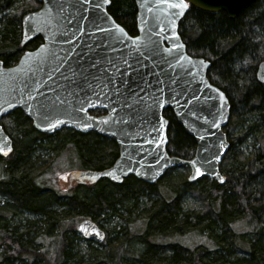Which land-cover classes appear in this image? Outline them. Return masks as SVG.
<instances>
[{"label": "trees", "instance_id": "1", "mask_svg": "<svg viewBox=\"0 0 264 264\" xmlns=\"http://www.w3.org/2000/svg\"><path fill=\"white\" fill-rule=\"evenodd\" d=\"M109 2L108 14L130 36H136L134 0ZM39 6L36 0H0L3 66L15 64L24 51L42 43L38 35L20 45L21 17ZM178 32L190 56L210 63L207 79L230 103L229 120L223 128L229 147L219 164L223 183L208 177L189 182L188 175L179 174L165 187L164 195L159 185L173 175L175 168H170L153 184L129 175L119 184L101 179L93 186L50 188L45 181L37 182L45 170L31 173L39 161L35 150L57 156L68 147H96L99 158L107 161L95 163L82 154L80 160L82 168L101 170L114 161L116 143L95 132L62 129L51 135L40 133L21 110H14L0 121L13 146L8 157H0V196L8 198L0 206V264H264V84L255 79L257 65L264 60V45L262 48L258 39L264 33V0H254L234 19L223 11L212 14L190 6L179 21ZM163 115L169 122L167 151L190 159L196 147L194 139L176 122L170 109ZM235 129H239L236 136ZM247 139L253 147L249 155L239 150ZM181 168L189 172L187 166ZM185 194L199 201V211L182 210ZM142 197L148 198L150 205L143 212L147 227L141 235L132 234L130 228L123 240L117 241V231L111 240L106 236L100 243L105 250L91 249L86 254L73 247L76 231L71 220L90 219L99 226L100 216L121 218L120 212L130 219L138 215L135 208ZM20 213L34 217L21 231L10 219ZM243 222L247 230L238 232L235 228ZM187 230L206 232L216 246L190 249L155 239ZM55 235L58 239L49 243L52 252L44 250L42 238ZM132 240L138 242V248L129 246Z\"/></svg>", "mask_w": 264, "mask_h": 264}, {"label": "water", "instance_id": "2", "mask_svg": "<svg viewBox=\"0 0 264 264\" xmlns=\"http://www.w3.org/2000/svg\"><path fill=\"white\" fill-rule=\"evenodd\" d=\"M36 1L39 8L21 17L20 45L38 35L42 43L11 66L0 61V120L19 109L37 132L72 129L115 141L118 156L111 166L68 174L78 184H119L129 175L153 184L181 166L188 167L189 182L208 177L223 183L219 164L229 147L223 128L230 103L207 79L210 63L187 53L178 24L190 6L234 19L254 0H134L136 36L108 14L109 0ZM255 79L264 84V60ZM166 109L195 141L190 159L167 151ZM12 150L0 125V157ZM75 230L86 240H104L90 219Z\"/></svg>", "mask_w": 264, "mask_h": 264}, {"label": "rangeland", "instance_id": "3", "mask_svg": "<svg viewBox=\"0 0 264 264\" xmlns=\"http://www.w3.org/2000/svg\"><path fill=\"white\" fill-rule=\"evenodd\" d=\"M258 39L260 40V46L263 48L264 45V33L260 36H258ZM264 53V50H263ZM62 131V130H60ZM59 131V132H60ZM14 133V132H13ZM239 133V129H235L234 135L236 136ZM239 150L245 154L249 155L252 152V140L247 139L246 142H243L241 146H239ZM80 154L82 156H87L92 159V162L94 161L95 163H103L107 161L106 159H100L99 158V149L96 147H87L85 150H79L76 146L73 147H68L59 152L57 156L54 155V153L47 152L44 150H35L34 155L38 157V165L33 173V175L38 174L40 172H43L38 178L37 182H42L45 181L47 182V186L50 188H56L59 187L60 190H66L67 189V184L65 181V177L68 174L69 171L72 170H77V169H84L82 168V163L80 160ZM179 174H184L187 176L189 172H187L185 169L181 167L175 168L173 175L171 177H168L164 182H162L159 185V190L162 194L165 195V187L173 183L177 176ZM0 180H2L0 178ZM55 184V186H54ZM163 185V186H162ZM8 198L6 196H0V206H2ZM150 205V200L146 197H142L137 201V207L135 208V211L137 210L138 215L135 217H131L130 219L127 218V216L124 214V212H120L122 217H116V216H111V217H103L100 216V219L98 221V224L100 228L105 232V235L109 240H111L114 236V233L119 231L116 235L118 238L117 241L123 240L124 234H128V229L131 230L132 234H139L141 235L142 232L145 230L147 227V220L143 219L144 218V211L148 206ZM181 207L184 212H197L201 209L200 203L196 198L191 197L189 194H185L182 196L181 199ZM12 216V215H11ZM13 218V223L12 225H16L19 231H21L23 225H26L27 220H33L34 217L32 215L26 214V213H20L17 215H13L10 219ZM82 219H74L71 220V222L76 225L79 221ZM238 232H244L247 230V227L245 226L244 222L235 228ZM76 231V230H75ZM127 233H126V232ZM127 236V235H126ZM73 247L78 250L79 253L81 254H86L88 251L91 249H96V250H105L106 247L102 246L100 243L95 240H85L77 231L75 235L73 236ZM58 238L55 235L53 236H48L42 238V247L44 250H47L49 252H52V247H50V242L56 241ZM108 239L106 241H108ZM157 241H162L167 242V241H172L175 243H179L184 247L187 248H194L198 245L205 246L209 249L213 248L216 246L215 242L208 237H206V232L198 233L193 230H187L186 232L182 233H177L171 237H166V236H157L155 237ZM89 241V242H87ZM105 241V240H104ZM102 241V242H104ZM112 242V241H111ZM138 242L135 240H132L129 246L138 248L139 245H137Z\"/></svg>", "mask_w": 264, "mask_h": 264}, {"label": "flooded vegetation", "instance_id": "4", "mask_svg": "<svg viewBox=\"0 0 264 264\" xmlns=\"http://www.w3.org/2000/svg\"><path fill=\"white\" fill-rule=\"evenodd\" d=\"M103 113H101V114H99V115H102ZM1 121V120H0ZM106 140H110L109 138H107ZM115 143V142H114ZM116 145V144H115ZM116 151H117V155H116V157H115V159L117 158V156H118V147H117V145H116ZM114 159V160H115ZM114 162V161H113ZM112 162V163H113ZM112 165V164H111ZM111 165H109V166H111ZM108 166V167H109ZM108 167H106V168H108ZM106 168H104V169H106ZM77 170H88V168H84V169H77ZM101 170H103V169H101ZM72 171H75V170H72ZM71 171H69L68 172V174L70 173ZM68 174L66 175V177H65V181H66V184H67V188H73L74 186H76V185H80V186H93L94 184H96V183H92V184H90V183H83V184H78L76 181H71V180H67V176H68ZM101 180V179H100ZM96 224V223H95ZM97 225V224H96ZM99 228H100V226H98ZM101 229V228H100ZM104 232V231H103ZM105 237H106V235H105V232H104V240H105ZM103 240V241H104Z\"/></svg>", "mask_w": 264, "mask_h": 264}, {"label": "snow or ice", "instance_id": "5", "mask_svg": "<svg viewBox=\"0 0 264 264\" xmlns=\"http://www.w3.org/2000/svg\"><path fill=\"white\" fill-rule=\"evenodd\" d=\"M175 7H179L180 5H174ZM198 174H199V171H198Z\"/></svg>", "mask_w": 264, "mask_h": 264}]
</instances>
